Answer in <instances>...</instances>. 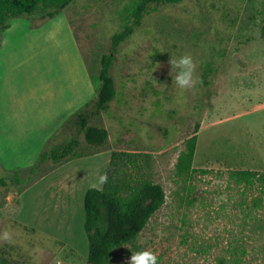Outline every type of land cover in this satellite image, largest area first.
Wrapping results in <instances>:
<instances>
[{
	"label": "rangeland",
	"instance_id": "rangeland-1",
	"mask_svg": "<svg viewBox=\"0 0 264 264\" xmlns=\"http://www.w3.org/2000/svg\"><path fill=\"white\" fill-rule=\"evenodd\" d=\"M138 1L73 0L40 25L37 15L19 17L3 31L0 159L14 166L24 187L36 183L24 197L28 209L19 219L18 198L27 187L20 193L0 188V264H85L83 193L100 184L97 177L70 181L68 169L88 163L101 174L108 164L88 156L45 162L29 173L38 152L23 141L22 130L43 137L49 125L48 139L61 127L69 112L50 122L44 110L65 103L56 82L91 85L111 34ZM147 6L141 25L114 52L115 97L89 117V123L108 130L107 140L93 149L77 133L84 153L101 152V158L111 150L140 153L139 167L127 174L158 182L165 192L162 206L132 242L114 249L109 264H128L142 249L152 251L158 264H213L219 257L264 264V0ZM182 54L192 57L196 79L183 90L172 80L171 66ZM196 123L193 170L181 178L174 164ZM76 131L73 121L63 135ZM20 161L27 165L15 166ZM239 169L257 175L237 183L230 174ZM33 193L52 208L40 216L42 224L32 215Z\"/></svg>",
	"mask_w": 264,
	"mask_h": 264
},
{
	"label": "trees",
	"instance_id": "trees-1",
	"mask_svg": "<svg viewBox=\"0 0 264 264\" xmlns=\"http://www.w3.org/2000/svg\"><path fill=\"white\" fill-rule=\"evenodd\" d=\"M72 1L0 0V42L3 31L10 26L13 19L37 15L40 25L56 17ZM179 1L181 0H140L136 3L124 25L111 34L109 51L100 57L97 79L90 77L94 96L71 112L61 127L44 142L29 173L45 162L56 165L89 155L90 152L84 153L78 149L80 140L77 133L82 134L89 147L97 149L103 146L108 138V130L89 123V117L106 110L108 103L116 95L110 73L115 58L114 52L118 45L141 25L149 3L171 4ZM73 121L77 126L76 133L64 136L65 130ZM198 127L199 124L196 123L193 134L185 139L184 147L177 156L174 171L178 177L185 178L193 170ZM139 155L138 152L111 150L105 171L107 181L100 188L88 187L83 193L84 230L88 242L85 264H109L114 249L132 242L152 214L165 202V192L160 183L127 174L129 168L139 167ZM256 175L255 171L239 169L232 171L230 177L240 183L249 182ZM24 182L16 170L4 168L0 163V188L13 189L20 193L27 187H24ZM13 221L18 222L15 219ZM213 264L242 263L238 259L219 257Z\"/></svg>",
	"mask_w": 264,
	"mask_h": 264
},
{
	"label": "crops",
	"instance_id": "crops-1",
	"mask_svg": "<svg viewBox=\"0 0 264 264\" xmlns=\"http://www.w3.org/2000/svg\"><path fill=\"white\" fill-rule=\"evenodd\" d=\"M8 29H9V27L6 29V31H8ZM32 29H35V28H32ZM4 40H5V37L3 38V40L1 42L4 43ZM56 83L60 87L59 92H61L62 95H66L64 97L65 100L63 99L65 103L59 102L58 104H55V102H53L51 105L44 107V110L45 111H49V115L51 114L50 115V122H53V120H56V119L60 118L61 116H65L68 112L70 114L75 109H77L82 104H84L94 93L93 86H91L92 84L90 85L89 82H81V83H79V82H67V83H65V82H56ZM69 104H75L77 107L76 106H72V107L67 108V106ZM48 127H49V125H47L46 129L43 130V132L41 134V135H43V137L39 136L40 134H37V133H36V135H33L32 133L30 134L28 129H23L22 130V134L26 135V138H24L23 141L27 145H29L28 147L32 148L36 152H39L40 149L42 148L44 142L46 141L47 136H49L53 132V130L52 129L51 130L48 129ZM9 132H10V128H8V133ZM12 141H16V139L14 137H12ZM110 152H108L107 155L105 157H103V158H101L99 156L101 154V152H96V153H93V154H89V155L81 156V157H78V158H74V159H71L69 161H73V160H76V159H82V158H85V157L89 156L92 159L94 158L93 161H94L95 164H98L99 161H102V162H104L107 165L108 161H109V157H110ZM27 157H28V155L26 156V158ZM69 161H67V162H69ZM0 163H1V165L4 168H7V169H11V168L14 167V166L7 167L1 159H0ZM71 164H72V162H71ZM85 164L86 165L83 164L82 168L80 167L79 164H78V166L76 168H74L75 166L74 167H69L68 174H67V179H69L70 181L75 179L76 181L77 180H81V181L84 182L87 179L93 180L94 177H97V181H98V177L100 175H102V174L105 175V173H101V174L98 173L99 168L95 167V165L93 167H91V168H88V165H87L88 163H85ZM24 165H27L26 161H23V162L20 161V163L15 165V166H24ZM62 167H64V166L61 165V167H59V169L60 168L62 169ZM57 169H58V167H57ZM35 183L36 182H34L32 185H30L29 187L24 189L19 195L18 199H19V203H20L19 205L20 206H19V209H18L17 215H16L18 219H19V217L21 218V215H23V214L25 215L26 214L25 211L28 208H27L26 203L24 201V197H25L26 193L35 185ZM101 186H102V184L97 185L95 187L100 188ZM39 197L40 196H38V193H33V195H31L32 202H33V204L36 207V208H34V210L32 212V215L34 216L35 223L37 221V223L42 224L43 221L41 222V217L40 216L46 210H52V208H51L50 205L46 206L43 203H39ZM35 202H37V203H35ZM68 202H69V199H68ZM58 207H60V205L57 206V208Z\"/></svg>",
	"mask_w": 264,
	"mask_h": 264
},
{
	"label": "clouds",
	"instance_id": "clouds-1",
	"mask_svg": "<svg viewBox=\"0 0 264 264\" xmlns=\"http://www.w3.org/2000/svg\"><path fill=\"white\" fill-rule=\"evenodd\" d=\"M171 66L176 70L172 80L178 89L183 90L196 85L195 65L190 55L182 54L175 59H171ZM106 181L107 176L102 174L98 177L97 182L103 184ZM128 264H158V258L152 251L142 249L132 254Z\"/></svg>",
	"mask_w": 264,
	"mask_h": 264
}]
</instances>
